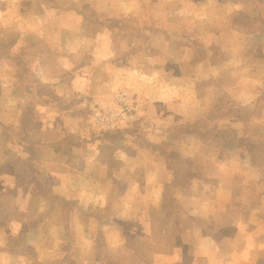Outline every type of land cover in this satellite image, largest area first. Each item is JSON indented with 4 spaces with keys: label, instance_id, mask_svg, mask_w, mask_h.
<instances>
[{
    "label": "rangeland",
    "instance_id": "1",
    "mask_svg": "<svg viewBox=\"0 0 264 264\" xmlns=\"http://www.w3.org/2000/svg\"><path fill=\"white\" fill-rule=\"evenodd\" d=\"M209 1L181 0L182 10L169 5L156 8L150 2V6L142 9L143 13L139 15L135 8L123 11L120 3L111 14L88 12L86 10H92V7L88 5L90 0H86L88 8L85 4L79 5V8L74 5V8L67 10L53 8L52 14L57 22L50 25L52 37L49 39L41 40L28 35L26 40L20 38L14 44L7 41L5 47H0L9 54L6 62L14 68L15 65L22 67V72H16V79L20 82L19 91L23 100L36 94L31 84L40 91L36 95L42 98L43 92L49 89L46 82L55 79L50 75L57 73V67H68L70 72L66 70L67 73L62 76L73 73L74 77L75 73L71 71L76 62L84 63L85 71L80 73L84 78L79 85L80 96L66 103L61 111L68 112L66 115L72 114L68 124L72 129L69 134L73 135L68 136L67 140L62 131L54 130L57 137L61 135V143L53 146L54 150L50 148L38 154L49 162L61 164L58 169L61 172L76 174L75 171L81 170L97 174L102 182L107 181L113 186L111 191L115 196L127 192L134 200L143 198L146 192L154 195L159 202L147 207L146 211L137 204L138 201H132L133 211H130L129 218L134 227L139 222L144 223L141 224L143 226L156 225L173 214L177 224L187 223L188 219L191 223L196 222L194 233L198 237L200 234L203 237L208 235L198 225L206 223L208 226L210 204L207 195L210 189L206 190V187L210 179L219 178L222 167L226 176L225 191L230 197H238L231 201L234 204L232 208L242 202L240 192L245 195H254L252 192H255L258 172L246 168L241 159L233 155L223 162L225 156L216 148L222 149L214 145L212 147L208 140L194 131L213 132L223 128L214 121L210 122L208 118L211 116L204 114L205 106L210 105L216 112H221L222 107L231 106L226 111L237 110V118L241 115L242 122L237 127L240 132L245 130L246 135L255 132L254 127L246 121L256 105L254 92H257V80H264V0H258L255 4L262 5L259 12L253 7V0H240L235 4L233 2L235 12L230 14V18H212V22H207L213 31L212 42L209 40L208 44L215 50L210 53L211 56H207L211 60L210 64H214L211 76L213 84L206 82L211 74L210 65L204 60V45L199 42V29L206 25L204 18H198L194 24L197 43L191 45L190 55L188 51L184 55L169 54V51H173L172 47L166 53L167 45L158 37L163 27L177 25V30L188 31V18H194L188 9L194 5L199 8ZM68 4L65 2L63 5ZM237 10H243V18H239ZM228 39L234 44L238 42L236 45L242 50L241 63H235L231 53L229 57L220 53L221 44H227ZM23 41H27L26 44ZM22 49L25 51L20 54ZM40 59L54 62L46 64L48 67H44L43 71L38 65ZM167 64H170L168 69L179 77L187 78L190 74L191 84L182 79V86L176 87L173 82L166 80L163 72L160 75V67ZM261 66V77L253 76L256 73L253 68ZM242 79H247L249 85H236ZM190 93L209 103H202V109L196 112L194 121L181 124L176 108L182 103V96ZM260 98L263 109L264 96ZM234 114L232 112L231 116ZM186 125H190V136L182 134L181 127ZM239 138L242 143L241 134ZM73 140L81 145L72 150L70 146ZM114 158L119 160L118 164ZM249 159L252 160L251 156ZM222 164L227 165L224 167ZM162 182H166L163 213L160 212V198L157 197L160 196ZM174 196L180 198L183 212H178L184 215L174 214ZM206 227L204 229L209 231ZM143 229L148 231L149 226ZM227 248L237 253L231 245ZM241 249L235 264H249L254 248ZM240 255L246 256L243 263Z\"/></svg>",
    "mask_w": 264,
    "mask_h": 264
},
{
    "label": "crops",
    "instance_id": "2",
    "mask_svg": "<svg viewBox=\"0 0 264 264\" xmlns=\"http://www.w3.org/2000/svg\"><path fill=\"white\" fill-rule=\"evenodd\" d=\"M239 1L210 0L199 8L195 5L190 7L189 14L194 18H188V31L177 30V25L160 28L158 37L167 45L166 53L172 47L173 51H169V54L184 55L188 51L190 55L191 45L197 43L194 24L198 18H204L206 25L199 29V42L204 45V60L210 65L211 74L206 82L213 84L211 79L214 64H210L208 57L215 50L208 44L209 40L212 42L213 31L207 22H212V18H230V14L235 12L233 2L235 4ZM65 2L69 4L63 5ZM150 2L156 8L169 5L182 10L181 0H90L88 5L92 10L86 11L111 14L120 3L123 11L135 8L142 15V9L150 6ZM251 2L258 12L262 10L261 4L255 5L258 0ZM86 3V0H0V47L7 41L14 44L17 39L26 40L28 35L41 40L49 39L52 37L50 25L57 22L52 14L53 8L67 10L74 8V5L78 7ZM237 12L239 18H243V10ZM26 42L23 41V44ZM236 43L228 39L227 44H221L220 53L227 57L231 53L232 60L238 64L241 63L242 50ZM7 56V50L0 49V264H235L239 248L243 247L254 248L249 264L264 262V105L262 109L260 98L264 96V80H257V92H254L256 105L246 121L254 127L255 132L251 135H246L245 130L240 132L237 128L242 122L241 115L237 118V110L226 111L231 106L222 107L221 112H216L210 105L204 108V114L211 116L208 120L223 127L213 133L226 141L207 142L212 147L222 149L223 152L215 147L225 156L223 162L232 155L239 157L246 168L258 172V177L254 184L255 192H252L254 195L240 192L242 202L238 207L232 208L234 204L231 201L238 197H230L225 191L226 176L222 167L219 178L210 179L206 187V190L210 189L207 195L210 204L208 226L206 227V223L198 225L208 235L203 237L200 234L198 237L194 233L197 229L196 222L191 223L188 219L187 223L177 224L173 214L156 225L143 226L141 224L144 223L139 222L134 227L129 218L130 211H133L132 201H138L137 204L146 211L147 207L159 202L154 195L146 192V196L134 200L127 192L115 196L111 191L113 186L107 181L102 182L97 174L81 170L75 171L76 174L61 172L58 170L61 164L39 157L38 152L50 148L54 150L53 146L61 143V135L57 137L54 130L62 131L67 140L68 136L73 135L69 134L72 129L68 124V118L72 114L66 115L68 112L61 111L66 103L80 96L79 85L84 81L80 73L85 71L84 63L76 62L71 71L75 73L74 77L73 73L63 77L69 70L68 67H57V73L50 75L55 79H50V83L46 82L49 89L43 92L42 98L37 99L42 103L31 113H24L28 103L37 95H29L23 100L19 91L20 82L16 79L17 68L6 62ZM53 62L40 59L38 65L45 71L48 67L46 64ZM169 65L160 67V75L163 72V77L176 87L182 86V79L191 84L190 74L189 78L179 77L176 72L168 69ZM173 67L176 69L174 65ZM253 70L256 72L253 75L255 77L263 74L262 66L254 67ZM68 76L73 78L69 79ZM251 84L255 85L254 82ZM236 85L247 86L249 82L242 79ZM180 101L182 103L176 109L182 120L181 124L194 121L196 112L199 113L202 109V103H209L207 100L197 99L193 93L182 96ZM231 112H235V121L218 119L221 113ZM220 131L225 133L222 132L221 135ZM190 134L187 132L186 135ZM208 143L206 145L209 146ZM252 151L257 156L255 162L249 159ZM191 174L193 173H189ZM165 184L166 182L160 184V196H157L160 198L161 213L164 212L163 198H166ZM46 190L50 192H45ZM172 199L180 201L179 197L174 196ZM175 208L174 214L184 215L179 213L183 212V208ZM196 214L195 212L194 218ZM148 226V231L143 229ZM229 245L236 248L237 253L235 250H228ZM245 257L240 255L242 263Z\"/></svg>",
    "mask_w": 264,
    "mask_h": 264
},
{
    "label": "trees",
    "instance_id": "3",
    "mask_svg": "<svg viewBox=\"0 0 264 264\" xmlns=\"http://www.w3.org/2000/svg\"><path fill=\"white\" fill-rule=\"evenodd\" d=\"M23 51H25V50H21L20 51V54H23ZM20 54H18V55H20ZM15 67L17 68V70L16 71H18L19 73L20 72H22L23 70H22V67L21 66H16L15 65ZM31 88H32V90L36 93V94H39L40 93V91H38L37 89H35V87L34 86H30ZM36 94H34V95H36ZM39 98V96L37 95V97L36 98H34V100H32L31 102H29L28 103V107H27V109H26V111L24 112V113H31L32 111H33V109H34V107L35 106H37V105H39L40 103H42L40 100H37ZM31 111V112H30ZM231 114H232V112L231 113H225V114H220L219 116H218V119L219 120H223V119H229V120H233V121H235L236 120V118H234L235 116H231ZM181 129H182V134L183 133H187L188 131H190V125H186V126H182L181 127ZM196 131H197V133L200 135V136H202L203 137V139H205V140H208V141H211V140H215V141H223L224 143L226 142L225 141V139L222 137V136H220V135H215L213 132H200L199 130H195L194 132L196 133ZM223 131H220V134L222 135L223 133H225V132H223ZM179 135H180V133H179ZM78 141H76V140H73V141H71V149L73 150V148H79V146L81 145L80 143H77ZM113 146H111L110 147V149L112 148ZM250 152H247V154H249ZM245 154V153H244ZM247 157H249V156H247ZM251 158H252V161H256L257 160V156L255 155V152L254 151H252V154H251ZM114 161L116 162V164H118L119 163V160H117V158H114ZM174 203H175V205L173 206L174 208L175 207H177V208H179V209H182L183 207H182V205H181V203H180V201H175L174 200ZM260 264H264V262L263 263H261L260 262Z\"/></svg>",
    "mask_w": 264,
    "mask_h": 264
}]
</instances>
